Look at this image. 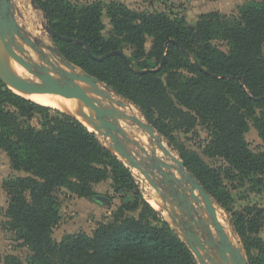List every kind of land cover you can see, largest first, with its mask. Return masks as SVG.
Instances as JSON below:
<instances>
[{
	"label": "trees",
	"instance_id": "trees-1",
	"mask_svg": "<svg viewBox=\"0 0 264 264\" xmlns=\"http://www.w3.org/2000/svg\"><path fill=\"white\" fill-rule=\"evenodd\" d=\"M36 2L47 25L81 41L54 38L59 53L134 104L179 150L186 168L222 209L229 212L232 201L222 168L180 144L175 130L200 122L210 131L208 156L224 159L229 174L260 176L264 185V150L253 152L245 138L252 121L264 141V0L241 5L233 20L219 12L203 13L194 31L184 17L137 12L114 2L108 10L114 29L110 37L104 34L100 2ZM148 38L153 39L149 51ZM216 40L227 41L229 51ZM123 44L134 48L136 66L119 54L99 59L117 50L124 53ZM148 58L160 67L153 68ZM0 148L15 170L27 173L5 181L10 196L5 215L8 227L34 251L36 264H200L145 199L131 169L95 132L68 113L16 93L1 77ZM108 178L121 199L113 221L93 235L69 234L55 241L59 191L65 187L94 197L93 185ZM263 226L264 213L256 205L232 219L249 264H264ZM7 260L23 264L16 256Z\"/></svg>",
	"mask_w": 264,
	"mask_h": 264
},
{
	"label": "rangeland",
	"instance_id": "rangeland-1",
	"mask_svg": "<svg viewBox=\"0 0 264 264\" xmlns=\"http://www.w3.org/2000/svg\"><path fill=\"white\" fill-rule=\"evenodd\" d=\"M17 7L16 17L21 26L26 28V31L31 34L32 37L44 40L48 45L57 46L54 38H52L46 29V19L43 11L39 8L36 0H12ZM34 1V2H33ZM79 5L91 4L93 2H100L103 8L102 19L104 22V34L106 37L112 36L114 33L113 25L111 22L110 15L108 13L109 7L114 2L124 3L128 8L137 12H163L171 18L184 17L187 20L188 26L191 30H195L196 23L199 16L203 13L208 12H219L225 15L227 18L233 20L239 17L241 5L248 4L257 0H70ZM43 22V23H42ZM153 39L148 38L146 42V49L149 51L152 46ZM218 47L224 51H229V45L227 41L216 40L214 42ZM58 47V46H57ZM27 50L31 53L33 59L37 63H42V59L35 49L26 45ZM123 50L125 55L133 61L136 66L138 63L134 59V48L128 44H123ZM45 53L51 55V51L48 49L44 50ZM264 52V43H263ZM57 65H61L63 68L68 69L63 65V61L58 57L52 59ZM66 60V59H65ZM153 68H159L160 64L154 59H147ZM68 61V60H67ZM78 71H84L82 68L77 66ZM85 72V71H84ZM28 76H30L28 74ZM103 82V81H102ZM106 84L103 82V85ZM102 86V85H101ZM118 98V97H117ZM43 105V104H42ZM57 109L61 112L66 113L61 108L52 105H45ZM140 118L147 119L143 113L134 105ZM124 111L130 115V111L124 108ZM85 124V123H84ZM86 125V124H85ZM91 131L90 128L86 125ZM126 126V125H125ZM129 134L136 140L143 143L144 148L152 153L153 140L150 139L149 135L140 129L137 124H130L126 126ZM131 128V129H130ZM133 132V133H132ZM135 133V134H134ZM159 133V132H158ZM160 134V133H159ZM177 141L184 145L187 149L195 151L201 155V157L212 167H221L223 171L224 184L229 189L232 201L230 203V211L226 212L217 203L218 212L224 218V225L232 233V241L238 247L243 250V245L240 237L235 233L232 228V219L234 214L237 212H244L248 207L256 205L264 213V185L258 182L260 176L243 177L240 174L234 172L229 174L225 171L228 163L220 157H210L205 153V147L210 141V131L200 122L191 129H177L174 131ZM140 135V137H139ZM102 144L106 147H110L111 142L109 139L98 135ZM145 138V139H143ZM246 141L248 142L249 148L259 153L264 150V141L260 137L259 131L256 128L254 122H250V127L245 133ZM165 142L169 144V148L178 155L180 158L179 150L171 144L166 138ZM114 153V152H113ZM140 158L145 157V154L139 152ZM115 154V153H114ZM158 158L168 161L164 153L158 149L156 153ZM118 156V155H117ZM119 157V156H118ZM182 159V158H181ZM128 165V163L126 162ZM136 182L138 183L145 199L151 200V196L157 197L161 203V208H157L165 219H167L178 235L187 242L185 235L182 232V228L176 223L173 217L179 220V224L184 227L185 223H189L191 217L187 213H182L177 207H173L171 202L173 199L163 201L155 188L146 179V177L137 169L128 166ZM173 171L177 174L178 178H182L180 173L174 168ZM229 174V175H228ZM27 175L24 171L15 170L10 163L9 157L5 151L0 148V264H8V256L18 257L23 264H36L34 262V251L32 248L24 242V240L18 239V234L12 231L7 223L9 218L5 215V211L10 202V196L4 187L6 180L16 178L19 176ZM189 186L188 183L184 184ZM95 194L107 195L110 198V203L102 204L93 200V196H81L77 193L69 191L63 187L59 193V214L60 219L57 225L54 226L52 231V237L55 241H61L66 235L69 234H80L85 233L93 235L95 231L103 224H107L113 221L114 212L118 209L121 204L120 195L115 191L114 183L112 178H108L105 181L95 183L93 185ZM163 190L165 188H162ZM165 191V190H164ZM196 194L199 193L196 191ZM150 198V199H149ZM150 202V201H149ZM151 203V202H150ZM201 204H194L195 213L194 217L200 219L205 218L210 223V236L218 240L216 230L211 224V218L208 215L207 210L202 209ZM156 209V208H155ZM222 218V219H223ZM202 239H209L208 234L199 227H197ZM261 237L264 238V226L260 230ZM245 253V251H244ZM200 254L206 256L203 250H200ZM247 257V256H246ZM197 258V257H196ZM198 262L202 264L197 258Z\"/></svg>",
	"mask_w": 264,
	"mask_h": 264
},
{
	"label": "water",
	"instance_id": "water-1",
	"mask_svg": "<svg viewBox=\"0 0 264 264\" xmlns=\"http://www.w3.org/2000/svg\"><path fill=\"white\" fill-rule=\"evenodd\" d=\"M16 11L17 7L12 0H0V44L6 49L7 55L19 63L30 76L19 75L10 63L0 56V68L5 78L22 91L44 95L58 105L66 104L65 100L82 104L86 111L81 114L94 125L93 132L110 140L109 149L118 155L125 164L127 162V166L139 170L163 201L173 199L172 206L191 217L190 222L185 223L184 227L179 224L176 217L173 219L182 228L189 247L202 264H249L242 248L231 241L226 226L221 223L218 207L212 196L186 168L183 159L169 148V144L165 142L164 137L158 133L154 125L147 119L126 113L124 108L132 106L127 98L109 85H103L102 80L96 76L78 71L75 64L65 60L64 56L59 53L57 46L48 45L44 40L32 37L26 28L18 22ZM46 29L52 38L81 43L74 38L58 34L49 25H46ZM170 42H174V40ZM26 45L36 50L43 61L42 63L35 62ZM45 49L51 51L52 54L45 53ZM87 51L89 52V48ZM112 54L121 55L130 65L125 53L119 50L107 53L99 59ZM55 57L61 59L63 65L68 69L54 63L52 59ZM0 77L10 87L1 73ZM85 86L91 88L92 96L88 94ZM123 124H137L141 130L145 131L154 142L152 153L144 148L142 142L134 139ZM158 149L174 164L158 158L156 155ZM139 152L144 153L145 157L140 158ZM174 168L182 178L177 177L173 171ZM186 183L189 186H185ZM162 188H165V191ZM196 191L199 195L196 194ZM93 200L102 204L110 203V198L103 194L94 195ZM202 202L204 205L201 207L207 210L218 240L210 236V223L205 218L194 217V204ZM197 227L203 229L210 238L203 240ZM200 250H203L206 256L200 258L198 256Z\"/></svg>",
	"mask_w": 264,
	"mask_h": 264
},
{
	"label": "bare ground",
	"instance_id": "bare-ground-1",
	"mask_svg": "<svg viewBox=\"0 0 264 264\" xmlns=\"http://www.w3.org/2000/svg\"><path fill=\"white\" fill-rule=\"evenodd\" d=\"M43 23V22H42ZM0 56L8 61L10 63V65L12 66V68L14 69V71L16 73H18L19 75H22V76H28V72L19 64L17 63L15 60H13L10 56L7 55L6 53V49L0 44ZM0 73L1 75L5 78L1 68H0ZM6 79V78H5ZM8 84L10 85V87L12 88L13 91H15L16 93L28 98V99H31L37 103H40V104H43V105H52V106H57L59 108H61L63 111H65L66 113L74 116L75 118H77L79 121H81L82 123H85L86 125H88L90 128H93V130L95 129L94 128V125L88 121L86 118H84V116L81 114L83 111H86V108L80 104V103H77V102H74L72 100H65L66 101V104L64 105H58L56 103H54L53 101H51L48 97L44 96V95H35V94H29L25 91H22L21 89L17 88L16 86H14L8 79H6ZM85 89L86 91L88 92V94L90 96H92V94L90 93V90L91 88L88 87V86H85ZM98 99V98H97ZM127 108L131 114L133 115H138L136 109L133 107V106H127L125 107ZM124 125V124H123ZM126 125V124H125ZM124 125V126H125ZM127 126V125H126ZM125 126V127H126ZM129 128V127H128ZM127 128V129H128ZM131 129V128H130ZM133 133V132H132ZM135 134V133H134ZM140 137V135H139ZM107 139V138H106ZM145 139V138H143ZM150 199V198H149ZM151 202V204L153 206H155L156 208H161V203L159 201V199L157 197H155L154 195L151 196V200H149ZM220 212V211H219ZM218 212V216L220 218V221L222 224H225L224 223V218L223 216H221V214ZM223 218V219H222ZM226 229L228 230V233H229V236H230V239L232 241V233L231 231L226 227ZM233 242V241H232ZM234 243V242H233ZM198 256L200 258L203 257V255L200 254V251H199V254Z\"/></svg>",
	"mask_w": 264,
	"mask_h": 264
},
{
	"label": "crops",
	"instance_id": "crops-1",
	"mask_svg": "<svg viewBox=\"0 0 264 264\" xmlns=\"http://www.w3.org/2000/svg\"><path fill=\"white\" fill-rule=\"evenodd\" d=\"M243 253H244V250L242 249ZM257 252L254 250V254H256ZM244 255L246 256V254L244 253Z\"/></svg>",
	"mask_w": 264,
	"mask_h": 264
}]
</instances>
